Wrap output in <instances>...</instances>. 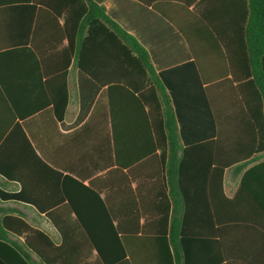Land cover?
<instances>
[{
  "label": "trees",
  "instance_id": "trees-1",
  "mask_svg": "<svg viewBox=\"0 0 264 264\" xmlns=\"http://www.w3.org/2000/svg\"><path fill=\"white\" fill-rule=\"evenodd\" d=\"M41 5L64 18L58 30L61 40H69L67 46L42 54L43 74L53 75L44 84L45 103H52L62 119L72 64L99 84L117 81L112 78L115 73L125 83L129 76L142 75L144 87L148 85V92L154 94L145 97L151 109L154 151L140 154L143 158L136 162H120L99 179L98 189L96 182L85 186L66 177L62 183L66 204L47 213L61 235L60 244L29 223L22 211L0 205V264H196L194 246L208 239L194 234L201 203L204 208L212 205L208 222L220 223L227 206L232 223L228 230L236 244L234 260L228 264H264V163L245 173L233 198L223 190L226 169L241 171L249 157L264 151L263 111V125L250 127L243 126L240 115L237 120L228 116L236 101L248 108L252 101L264 105V44H246L251 70L244 82L209 79V44L202 59L195 57L189 65L163 73L162 82L140 44H99L104 50L97 49L98 44H84L101 28L134 42L112 22L104 6L94 0H41ZM183 9L192 23L194 13ZM248 26L250 34L264 31V0H248ZM189 47L195 55L194 44ZM193 66L201 76L200 95H194L197 82L189 71ZM8 100L12 123L20 111L16 98ZM182 138L193 143L183 146ZM129 218L135 223H127ZM215 244L218 252L212 253L216 256L212 263L221 264L228 256L222 242ZM93 252L96 259L88 262Z\"/></svg>",
  "mask_w": 264,
  "mask_h": 264
},
{
  "label": "crops",
  "instance_id": "crops-1",
  "mask_svg": "<svg viewBox=\"0 0 264 264\" xmlns=\"http://www.w3.org/2000/svg\"><path fill=\"white\" fill-rule=\"evenodd\" d=\"M94 1L106 8L107 16L134 42H127L116 33L110 35L101 28L84 44H98L96 47L101 50L104 48L99 44H140L149 53L162 82L163 73L183 68L196 58L202 59L206 44H209V79L216 82L236 78L244 82L251 70L246 44H264L263 30L248 32V0ZM183 8L194 13L192 23ZM58 16L56 11L41 5V0H0V44H4L0 47V132H5L0 139V181L3 183L0 205L22 211L35 227L52 226L58 237L51 229L38 228L60 244L61 235L47 213L66 204L62 195L64 179L72 177L85 186L96 182L98 189L99 179L121 165L120 162H136L143 158L140 154L152 153L154 132L145 97L152 98L154 94L148 92V85L144 87L146 80L142 75L129 76L125 83L118 81L121 75L115 73L116 77L112 78L117 81L99 84L72 64L67 76L69 101L59 119L54 105L45 103L44 84L53 75L42 72V54L69 44L68 38L61 40L58 27L63 25L64 18L58 19ZM189 44H194L195 55ZM189 71H192V80L197 82L194 95H200L201 76L195 66ZM150 84L154 86L155 82L152 80ZM8 98H16L20 111L12 123ZM262 111L264 105L259 103L252 101L248 108L236 101L229 107L228 116L230 120H237L240 115L243 126L250 127L263 125ZM181 142L183 146L193 143L184 138ZM248 160L241 171L235 167L225 170L223 190L227 198L236 195L248 170L264 163V151H258ZM131 187L135 189L136 184ZM203 205L196 212L194 234L208 239L197 241L194 246L195 263L213 264L216 256L213 258L212 253L218 252L215 244L218 241L228 256L221 264L233 262L236 244L228 230L232 223L228 221L226 204L220 223L208 222L212 205L208 208ZM143 222L141 219L140 223ZM127 223H135V218H129ZM95 259L96 252H93L87 260L94 262Z\"/></svg>",
  "mask_w": 264,
  "mask_h": 264
},
{
  "label": "rangeland",
  "instance_id": "rangeland-1",
  "mask_svg": "<svg viewBox=\"0 0 264 264\" xmlns=\"http://www.w3.org/2000/svg\"><path fill=\"white\" fill-rule=\"evenodd\" d=\"M38 227L46 230V231H49V229H51V231L56 235V237H58V233L55 231V229L50 226V225H38Z\"/></svg>",
  "mask_w": 264,
  "mask_h": 264
}]
</instances>
